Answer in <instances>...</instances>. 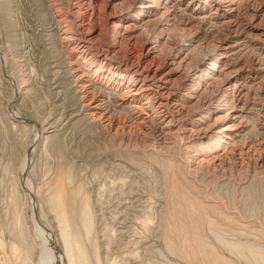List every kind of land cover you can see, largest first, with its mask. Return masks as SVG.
<instances>
[{"label": "rangeland", "instance_id": "374dc122", "mask_svg": "<svg viewBox=\"0 0 264 264\" xmlns=\"http://www.w3.org/2000/svg\"><path fill=\"white\" fill-rule=\"evenodd\" d=\"M186 3L179 21L191 15ZM56 17L49 0H0V50L23 86L14 109L47 130L29 170L41 223L61 238L58 196L86 256L78 264H264V182L196 180L179 160L130 159L117 149L82 108ZM222 19L201 22L216 34ZM240 34L232 59L264 78V50ZM2 71L0 65V264H31L39 252L28 227V197L17 182L36 130L9 116L14 91ZM94 89L112 112H124L115 92ZM85 208L92 226L83 222Z\"/></svg>", "mask_w": 264, "mask_h": 264}, {"label": "bare ground", "instance_id": "6f19581e", "mask_svg": "<svg viewBox=\"0 0 264 264\" xmlns=\"http://www.w3.org/2000/svg\"><path fill=\"white\" fill-rule=\"evenodd\" d=\"M49 1L82 93V108L117 149L130 159L131 154H143L154 160H179L196 180L241 186L264 182V78L253 75L255 67L232 59L239 47L236 34L253 38L264 50V0ZM183 2L184 12L191 15L179 21ZM209 11L213 15L205 16ZM209 17L223 18L222 31L212 34L204 29L201 21ZM0 65L14 91L9 116L36 130L17 182L28 197V227L39 252L31 264H78L77 259L86 256L63 201L53 198L61 230L58 239L40 221L29 174L46 127L14 109L23 86L8 72L1 50ZM95 84L115 92L124 112H112ZM83 217L85 225L92 226L87 208Z\"/></svg>", "mask_w": 264, "mask_h": 264}]
</instances>
